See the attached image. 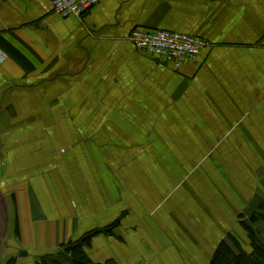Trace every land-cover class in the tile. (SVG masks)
<instances>
[{
  "label": "crops",
  "instance_id": "0c3cea01",
  "mask_svg": "<svg viewBox=\"0 0 264 264\" xmlns=\"http://www.w3.org/2000/svg\"><path fill=\"white\" fill-rule=\"evenodd\" d=\"M135 28L209 45L175 70L133 44ZM0 50L17 264L91 233L92 264L264 249V0H103L68 18L52 0H0Z\"/></svg>",
  "mask_w": 264,
  "mask_h": 264
},
{
  "label": "built area",
  "instance_id": "2783aa9c",
  "mask_svg": "<svg viewBox=\"0 0 264 264\" xmlns=\"http://www.w3.org/2000/svg\"><path fill=\"white\" fill-rule=\"evenodd\" d=\"M103 0H52L53 12L59 17H80ZM133 44L154 58L171 64L175 70L195 61L209 42L197 35L165 29L135 28L129 35ZM6 54L0 50V61Z\"/></svg>",
  "mask_w": 264,
  "mask_h": 264
},
{
  "label": "trees",
  "instance_id": "16d2710c",
  "mask_svg": "<svg viewBox=\"0 0 264 264\" xmlns=\"http://www.w3.org/2000/svg\"><path fill=\"white\" fill-rule=\"evenodd\" d=\"M262 208L264 209V203ZM249 229L251 237H254V230L250 227ZM93 234L91 233L79 240H73L67 244H63L60 248L62 250L59 249L56 253L42 256L39 264H92L90 260H88L85 247L90 244V239ZM254 250L255 253L250 255L245 253L235 255L233 251L223 243L213 257L211 264H264V249L257 243H254ZM45 256L49 258H44ZM15 261V258H11L7 264H16Z\"/></svg>",
  "mask_w": 264,
  "mask_h": 264
},
{
  "label": "water",
  "instance_id": "95a60500",
  "mask_svg": "<svg viewBox=\"0 0 264 264\" xmlns=\"http://www.w3.org/2000/svg\"><path fill=\"white\" fill-rule=\"evenodd\" d=\"M8 229V209L5 198L0 193V249Z\"/></svg>",
  "mask_w": 264,
  "mask_h": 264
},
{
  "label": "rangeland",
  "instance_id": "374dc122",
  "mask_svg": "<svg viewBox=\"0 0 264 264\" xmlns=\"http://www.w3.org/2000/svg\"><path fill=\"white\" fill-rule=\"evenodd\" d=\"M0 193H2V191L0 190ZM4 197V195H3ZM5 198V197H4ZM10 236L8 235V233L6 234V237L3 239V242L1 244V249H0V264H7V262L9 261V259L11 258H15L16 259V264H17V256L16 255H12V254H7L6 250L8 248V242L10 241ZM62 250V249H60ZM57 255V254H56ZM44 258H49L48 256H45ZM38 262V261H37Z\"/></svg>",
  "mask_w": 264,
  "mask_h": 264
}]
</instances>
